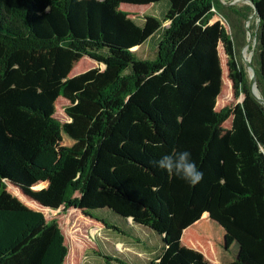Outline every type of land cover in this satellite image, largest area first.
<instances>
[{"label": "trees", "instance_id": "16d2710c", "mask_svg": "<svg viewBox=\"0 0 264 264\" xmlns=\"http://www.w3.org/2000/svg\"><path fill=\"white\" fill-rule=\"evenodd\" d=\"M251 1L264 101V0ZM163 2L161 18L142 23L120 8ZM222 8L219 0H0V264H64L68 254L59 226L8 186L43 209H75L108 231L128 230L145 248L133 235L142 227L153 248L160 245L146 264H210L181 245L204 214L251 264H264V106L249 92L233 39L213 21ZM153 37L155 59L138 58L133 49ZM219 44L242 99L216 111ZM84 57L103 69L69 78ZM59 98L68 102L62 131L73 144L47 186L35 190L26 167ZM185 149L204 173L195 186L154 164ZM110 214L121 221L111 223ZM105 250L104 264H130Z\"/></svg>", "mask_w": 264, "mask_h": 264}, {"label": "rangeland", "instance_id": "374dc122", "mask_svg": "<svg viewBox=\"0 0 264 264\" xmlns=\"http://www.w3.org/2000/svg\"><path fill=\"white\" fill-rule=\"evenodd\" d=\"M219 2L223 7L222 15L214 17L213 21L220 20L233 39L237 59L246 69L248 76L243 59L249 56L253 65L256 59L257 47V24L255 16L252 15L253 7L245 0H219ZM163 4L167 5V2L149 6L122 5L120 8L128 12L130 18L142 23L144 16L161 18L165 10ZM234 12H240L245 16V19ZM249 17L251 18L247 21ZM157 41V38L153 37L136 49L137 57L142 60H154L157 53ZM218 55L222 68V87L216 100V111L234 105L242 99V96L235 99L232 83L228 78L226 56L221 44L218 45ZM78 63L81 64L76 66ZM78 63L74 66V68L76 67L75 72L70 73L69 78L92 68L99 67L103 69V65L87 57L82 58ZM67 104L68 102L61 98L56 101L53 121L46 127L38 151L26 167L27 171L36 180L35 190L47 186L51 173L60 167L66 150L73 144V141L62 131V124L68 122V118L63 113V107ZM230 122V119L227 120L223 125L224 128H229ZM7 190L27 207L42 212L46 221H54L59 226L65 239V245L68 247L64 264H104V260L99 253L103 249H106L105 255H108L107 252H111L112 256H118L116 254L125 255L124 257L130 264H146L154 257L157 247H160L157 244L156 248H153L152 240L146 239L148 233L142 227L139 231L136 230L133 235L137 234L145 241V248L127 238V235H131L128 230H124L125 236L120 235L116 231H108L100 223L84 217L79 210L64 208L52 211L43 209L21 196L19 191L11 186H8ZM108 216L111 219L107 220L111 223L120 220V218L111 214ZM205 217L207 216L205 215ZM199 222L183 232L182 246L200 253L210 264H251L245 258L241 248L217 224L207 218H205V221ZM115 250L119 252L116 253Z\"/></svg>", "mask_w": 264, "mask_h": 264}, {"label": "clouds", "instance_id": "9594fccd", "mask_svg": "<svg viewBox=\"0 0 264 264\" xmlns=\"http://www.w3.org/2000/svg\"><path fill=\"white\" fill-rule=\"evenodd\" d=\"M154 164L158 169L171 173L189 186H195L204 176L203 171L197 167L191 152L187 149L163 153L159 159L154 161Z\"/></svg>", "mask_w": 264, "mask_h": 264}, {"label": "water", "instance_id": "95a60500", "mask_svg": "<svg viewBox=\"0 0 264 264\" xmlns=\"http://www.w3.org/2000/svg\"><path fill=\"white\" fill-rule=\"evenodd\" d=\"M245 1H248L252 5V7H253V14L252 15L255 16V18H256V24H258L259 19H258V13H257V10H256L255 6L253 5V3H252L251 0H245ZM250 18L251 17H249L247 19V21ZM246 29H248V28L246 27ZM243 62H244L245 67L247 68V72H248V79H249L248 89H249V92L252 95V97L258 103H260L261 105L264 106V101L260 97V94H259L258 89H257V86H256V70H255L254 66L251 64L250 57H249L248 60L243 59Z\"/></svg>", "mask_w": 264, "mask_h": 264}, {"label": "crops", "instance_id": "0c3cea01", "mask_svg": "<svg viewBox=\"0 0 264 264\" xmlns=\"http://www.w3.org/2000/svg\"><path fill=\"white\" fill-rule=\"evenodd\" d=\"M205 215L207 216V214H204L202 217H205ZM202 217H201V219H202ZM206 218L209 220L208 216H207ZM201 219H200V220H201ZM200 220H199V221H200ZM199 221H198V222H199ZM209 221H211V220H209ZM198 222H197V223H198ZM211 222H212V221H211ZM195 224H196V223H195ZM192 226H193V225H192ZM117 251H118V250H115L116 253L119 252V251H118V252H117Z\"/></svg>", "mask_w": 264, "mask_h": 264}, {"label": "bare ground", "instance_id": "6f19581e", "mask_svg": "<svg viewBox=\"0 0 264 264\" xmlns=\"http://www.w3.org/2000/svg\"><path fill=\"white\" fill-rule=\"evenodd\" d=\"M137 48H134L133 50L135 51ZM247 60L249 59V56L248 57H245Z\"/></svg>", "mask_w": 264, "mask_h": 264}]
</instances>
